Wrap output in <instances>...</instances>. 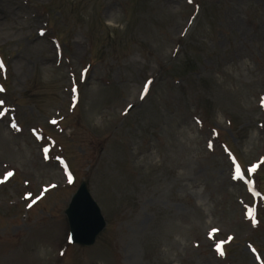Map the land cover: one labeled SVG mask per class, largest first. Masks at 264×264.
I'll list each match as a JSON object with an SVG mask.
<instances>
[{
    "label": "rangeland",
    "instance_id": "1",
    "mask_svg": "<svg viewBox=\"0 0 264 264\" xmlns=\"http://www.w3.org/2000/svg\"><path fill=\"white\" fill-rule=\"evenodd\" d=\"M0 63V264H264V0H0Z\"/></svg>",
    "mask_w": 264,
    "mask_h": 264
},
{
    "label": "water",
    "instance_id": "2",
    "mask_svg": "<svg viewBox=\"0 0 264 264\" xmlns=\"http://www.w3.org/2000/svg\"><path fill=\"white\" fill-rule=\"evenodd\" d=\"M66 217L71 229L70 240L75 245L91 247L105 230V219L101 209L90 195L87 182L82 183L74 196Z\"/></svg>",
    "mask_w": 264,
    "mask_h": 264
},
{
    "label": "snow or ice",
    "instance_id": "3",
    "mask_svg": "<svg viewBox=\"0 0 264 264\" xmlns=\"http://www.w3.org/2000/svg\"><path fill=\"white\" fill-rule=\"evenodd\" d=\"M2 68H3V64L0 63V69H2ZM12 127H13V128H16V125H12ZM16 130L18 131L19 129L16 128ZM44 151L47 152L48 149H44ZM233 162L235 163V161H233ZM240 173H241V170H240L239 167H237V168H236V178H238V179H242V178H243V177L240 175ZM9 175H11V173H9ZM69 182H71V177L69 178ZM29 207H31V205H29ZM218 251H220V250L218 249ZM220 255H224V253H223L222 251H220Z\"/></svg>",
    "mask_w": 264,
    "mask_h": 264
}]
</instances>
